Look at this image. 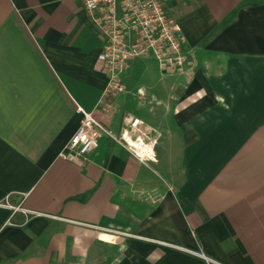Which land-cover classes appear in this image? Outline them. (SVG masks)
Listing matches in <instances>:
<instances>
[{
    "label": "crops",
    "instance_id": "obj_1",
    "mask_svg": "<svg viewBox=\"0 0 264 264\" xmlns=\"http://www.w3.org/2000/svg\"><path fill=\"white\" fill-rule=\"evenodd\" d=\"M163 3L186 72L134 59L96 114L142 121L156 162L103 136L77 165L59 153L105 85L102 36L79 1L0 0V201L38 214L0 207V264H264V0Z\"/></svg>",
    "mask_w": 264,
    "mask_h": 264
},
{
    "label": "built area",
    "instance_id": "obj_2",
    "mask_svg": "<svg viewBox=\"0 0 264 264\" xmlns=\"http://www.w3.org/2000/svg\"><path fill=\"white\" fill-rule=\"evenodd\" d=\"M75 1L80 2L102 36L103 46L97 60L105 73V85L92 111L76 107L80 114L79 125L59 153L60 158L82 165L87 155L97 147L98 140L107 136L140 163L147 165L148 162H156L154 146L157 135L146 128L142 121L130 116L123 117L119 132L115 135L96 114H107L113 99L126 92L121 74L134 59L151 56L162 73L186 72L188 58L183 51L185 39L176 18L165 10L163 0ZM9 197L6 195L0 201V207L9 211L4 225H17L12 220L16 213L23 215V223L38 215L24 208V194L18 193L15 203H11Z\"/></svg>",
    "mask_w": 264,
    "mask_h": 264
}]
</instances>
